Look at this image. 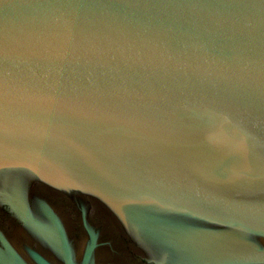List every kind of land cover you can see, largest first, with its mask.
Returning <instances> with one entry per match:
<instances>
[{
	"label": "water",
	"instance_id": "95a60500",
	"mask_svg": "<svg viewBox=\"0 0 264 264\" xmlns=\"http://www.w3.org/2000/svg\"><path fill=\"white\" fill-rule=\"evenodd\" d=\"M0 264H264V0H0Z\"/></svg>",
	"mask_w": 264,
	"mask_h": 264
}]
</instances>
